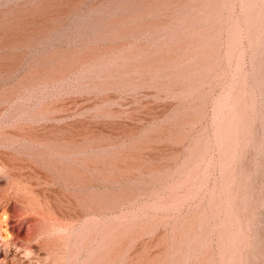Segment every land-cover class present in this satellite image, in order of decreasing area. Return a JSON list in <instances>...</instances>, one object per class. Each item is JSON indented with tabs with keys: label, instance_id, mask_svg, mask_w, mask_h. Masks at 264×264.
<instances>
[{
	"label": "rangeland",
	"instance_id": "rangeland-1",
	"mask_svg": "<svg viewBox=\"0 0 264 264\" xmlns=\"http://www.w3.org/2000/svg\"><path fill=\"white\" fill-rule=\"evenodd\" d=\"M0 235L2 264H264V0H0Z\"/></svg>",
	"mask_w": 264,
	"mask_h": 264
},
{
	"label": "bare ground",
	"instance_id": "bare-ground-1",
	"mask_svg": "<svg viewBox=\"0 0 264 264\" xmlns=\"http://www.w3.org/2000/svg\"><path fill=\"white\" fill-rule=\"evenodd\" d=\"M51 197V196H50ZM13 227V225L12 226H10L9 228H12ZM7 230V229H6ZM15 236V235H14ZM9 237L8 238H6V237H4L3 235H0V247L1 246H10V244H16V242H11V241H9ZM14 239V238H13ZM21 239V238H20ZM15 248H16V250H15V252L16 253H21L22 255H20V257H24V255H25V249L23 248V246L21 245V244H18V245H16V246H14ZM10 248V247H9ZM7 251V250H6ZM13 253V252H12ZM15 253V254H16ZM3 254V253H2ZM2 256H4L5 257V254H3ZM8 256V255H7ZM17 257V256H16ZM18 259V258H17ZM8 261V260H7Z\"/></svg>",
	"mask_w": 264,
	"mask_h": 264
},
{
	"label": "clouds",
	"instance_id": "clouds-1",
	"mask_svg": "<svg viewBox=\"0 0 264 264\" xmlns=\"http://www.w3.org/2000/svg\"><path fill=\"white\" fill-rule=\"evenodd\" d=\"M4 219L6 220L7 217H5ZM32 255H33L32 250H29V251L25 252L24 258L25 259H30ZM0 264H2V262H0Z\"/></svg>",
	"mask_w": 264,
	"mask_h": 264
}]
</instances>
